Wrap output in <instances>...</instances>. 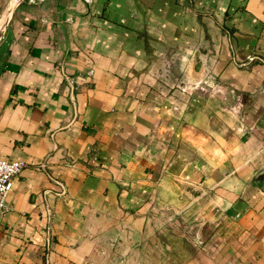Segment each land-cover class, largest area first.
Instances as JSON below:
<instances>
[{"label": "crops", "instance_id": "0c3cea01", "mask_svg": "<svg viewBox=\"0 0 264 264\" xmlns=\"http://www.w3.org/2000/svg\"><path fill=\"white\" fill-rule=\"evenodd\" d=\"M0 158V264H264V0H27Z\"/></svg>", "mask_w": 264, "mask_h": 264}, {"label": "water", "instance_id": "95a60500", "mask_svg": "<svg viewBox=\"0 0 264 264\" xmlns=\"http://www.w3.org/2000/svg\"><path fill=\"white\" fill-rule=\"evenodd\" d=\"M26 1L27 0H3L2 9L0 11V21L2 20V23L0 26V44L3 41L4 36L7 32V29L14 18L15 12ZM81 1L85 2L88 7H89V4L91 3V0H81ZM88 72L72 74L66 71V69L64 68V65L61 66V73L63 77L62 79L69 88V98H70V101L74 104V106H76V93L77 91L80 90V85L82 84L81 83L77 85V81L79 79V81L81 82L82 80L89 78L90 76H88Z\"/></svg>", "mask_w": 264, "mask_h": 264}, {"label": "built area", "instance_id": "2783aa9c", "mask_svg": "<svg viewBox=\"0 0 264 264\" xmlns=\"http://www.w3.org/2000/svg\"><path fill=\"white\" fill-rule=\"evenodd\" d=\"M36 2L37 0H30ZM249 60H253V57H249ZM93 74V70L88 72V76ZM81 82L77 81V85ZM27 162L16 159L0 158V216L4 215L8 209V197L14 187L15 179L23 172L27 167Z\"/></svg>", "mask_w": 264, "mask_h": 264}, {"label": "bare ground", "instance_id": "6f19581e", "mask_svg": "<svg viewBox=\"0 0 264 264\" xmlns=\"http://www.w3.org/2000/svg\"><path fill=\"white\" fill-rule=\"evenodd\" d=\"M2 20L0 21V26H1Z\"/></svg>", "mask_w": 264, "mask_h": 264}]
</instances>
